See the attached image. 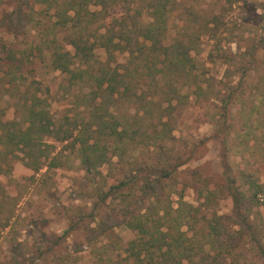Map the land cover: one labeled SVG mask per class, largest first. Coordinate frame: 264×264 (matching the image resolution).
<instances>
[{"label": "rangeland", "instance_id": "1", "mask_svg": "<svg viewBox=\"0 0 264 264\" xmlns=\"http://www.w3.org/2000/svg\"><path fill=\"white\" fill-rule=\"evenodd\" d=\"M170 3L172 9L166 15L163 42L171 43L182 26H186L190 36L184 38L194 65L191 72L197 74L195 81L185 71L177 77V86H183L179 92L187 94L186 101H173L171 109L160 117L156 109L145 116L137 110L139 105L133 97L132 101L113 95L108 110L125 128L124 158L130 153L136 158L140 152L138 158L143 155L146 159L142 144L150 145V141L145 135L160 131L165 137L164 149L172 158L179 157V162L184 160L155 184L152 191L158 200L148 211L152 214L154 209L161 211L169 206L172 215L180 196L197 209L192 222L199 226L214 222L212 214H230L232 202L219 160L220 144L212 137V99L205 95L196 98L191 92L198 84H205L202 79L224 82L231 76L225 74L229 64L217 58L219 51L232 55L236 46L242 48L247 40L257 46L264 42V0H171ZM131 6L134 21L142 24L150 21L143 12L137 15L138 2ZM62 9L60 3L52 0H0V120L12 123L13 127L26 125L24 103L44 107L52 121L63 127L87 121V103L91 101L88 93L96 79L107 71L103 66L106 53L97 46L91 49L92 57L88 60L77 56L70 42L76 38L84 41L83 35H88L91 41L99 27L95 23L87 27L76 24L78 19L63 25ZM121 12L119 5L111 10L116 16ZM215 39L219 40L217 47ZM255 55L261 63L250 71L248 79L253 83L263 77L264 50L257 48ZM112 56L113 60L107 63L110 69L115 66L121 72L132 65L125 52L117 51ZM52 59L67 71L54 68ZM236 80V76L229 79ZM100 96L107 100L103 92ZM259 108L258 119L250 128L243 127L241 114L231 118L234 130L226 136V159L234 185L245 188L246 174L261 185L257 196L262 201L249 209L248 220L264 228V156L260 147L253 145V138L264 132V104ZM104 114V110L97 112ZM158 120L166 122V126ZM43 140L51 147L41 160L55 157L54 163L58 165L31 170L23 164L21 152L14 150L17 157L8 156V171L0 174V264H97L99 258L123 256V247L135 236L123 220L142 211L151 197L141 198L137 181L132 188H120L104 197L109 186L117 184L120 177L118 166L114 165L115 156L111 159L113 163L85 172L79 164L78 144L71 140L58 142L49 136ZM106 150L113 151L112 145ZM203 214L207 222L201 221ZM235 258L245 264H264L248 247H240Z\"/></svg>", "mask_w": 264, "mask_h": 264}, {"label": "trees", "instance_id": "2", "mask_svg": "<svg viewBox=\"0 0 264 264\" xmlns=\"http://www.w3.org/2000/svg\"><path fill=\"white\" fill-rule=\"evenodd\" d=\"M52 1L60 3L63 8V25L78 19L76 24L87 27L95 23L96 28L99 27L98 30L94 28L91 41L88 35H83L84 41L80 42L76 38L70 44L75 54L84 60L92 57L93 47H102L106 53L103 66L107 71L96 79L93 90L88 93L91 94V101L87 103L88 118L86 122H81V125L74 123L70 128L63 127L62 124L52 121L44 107L25 103L23 110L26 114V125L23 128L13 127L12 123L0 120V174L8 171L7 157H17L13 154L14 150L21 152L23 164L31 170L37 171L42 165L46 168L55 167L58 165L54 163L55 157L41 160L47 157L51 147L43 138L49 136L58 142L71 140L73 144H78L79 164L85 172L96 171L97 166L102 164H111L112 156L116 157L114 165L117 164L120 177L117 184L109 186L104 197L120 188H132L136 181L140 183L138 190L141 198L151 197L149 205L143 207L142 211L123 220L125 225L135 232V236L123 247L124 255L99 258L97 264H245L242 261L236 262L235 256L240 247L254 250L264 263V228H259L253 221L248 220L249 209L258 206L262 201L257 196L261 185L253 180L250 174L245 176V188L240 187V184L234 185L233 179L228 175L226 159V136L234 130L231 118L234 114H241L243 127L250 128L258 119L259 107L264 104V73L262 79L255 83L248 79L250 71L257 69L261 63L255 51L257 48L264 50V42L257 46L247 40L242 48L237 45L232 55L227 54L225 50L219 51L217 58L221 57L224 63L229 64V68H225V74L236 76L237 80L229 81L231 76L224 82L212 78L202 79L205 84H198L195 89L205 94L196 93L195 89L191 92L196 98L205 95V98L212 99V137L218 139L220 144L219 160L227 178V193L232 202L230 214H212L214 222L197 226L196 222H192L197 209L183 202L180 196L172 215L169 213V206L161 211L154 209L152 214L148 211L149 206L158 200V196L152 191L155 184L170 175L184 160L179 162V157L172 158L164 149L162 140L165 137L160 135V131L157 134L153 132L145 135L150 141V145L142 144L144 153L147 154L146 159L143 155L138 158L140 152L136 158L131 153L128 158H124L122 132L124 134L125 128L117 122L114 113L108 110L113 95H116V98L123 96L126 100H132L133 97L139 105L137 110L145 116L156 109L160 117L163 115L161 113L171 109L173 101H186L187 94H180L183 86H177V77L185 71V74L195 81L197 74L191 72L194 65L189 57L190 46L186 39L190 34L186 32V26H182V30L171 43L163 42L167 25L166 15L172 9L171 3L169 4L171 0ZM135 2H138L137 15H142L143 12L148 16L150 21L146 24L133 20L131 9L134 7L130 5ZM116 5L122 7L118 16L111 13ZM91 6L98 8L91 10ZM14 9L19 10L16 6ZM28 17L25 18L26 21ZM214 24L212 29H215ZM214 41V46L217 47L219 40ZM117 51L130 56V68L126 67L121 72H118L115 66L110 69L107 63L113 60L112 55ZM52 63L54 68L67 71V68L59 66L53 59ZM134 75H137L135 81L132 80ZM100 92L107 96L106 101L101 98ZM256 100L258 102H255ZM101 110H104L105 116L97 115ZM158 121L162 126L167 124ZM263 137L264 132H260L253 138V145L260 147L264 156ZM108 145H112L113 151L106 150ZM148 190L152 191L150 195L146 194ZM240 210L245 213L242 215ZM200 219L202 222L208 221L206 214Z\"/></svg>", "mask_w": 264, "mask_h": 264}]
</instances>
